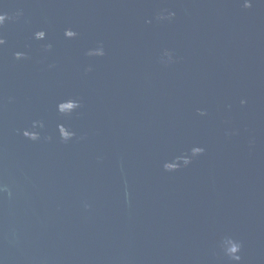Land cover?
Listing matches in <instances>:
<instances>
[{
    "label": "water",
    "instance_id": "1",
    "mask_svg": "<svg viewBox=\"0 0 264 264\" xmlns=\"http://www.w3.org/2000/svg\"><path fill=\"white\" fill-rule=\"evenodd\" d=\"M0 14V264H264V0Z\"/></svg>",
    "mask_w": 264,
    "mask_h": 264
},
{
    "label": "clouds",
    "instance_id": "2",
    "mask_svg": "<svg viewBox=\"0 0 264 264\" xmlns=\"http://www.w3.org/2000/svg\"><path fill=\"white\" fill-rule=\"evenodd\" d=\"M243 7H245V8L250 7V0H243ZM174 15H175L174 12L169 11V12H167L166 15L163 14V13H161L157 18L158 19H168V18H171ZM5 19H6V15L5 14H0V25H2L4 23ZM64 33H65V36L66 37H72V36H75L76 35V33L73 30H71V29H65ZM34 36L36 38H42L44 36V31H42V30L36 31L34 33ZM3 42H4L3 39H0V44H3ZM46 47H49L50 48L51 45H47ZM14 55H15V57L17 59H19L22 56H24V53H22V52H16V53H14ZM87 55H89V56H102V55H104V49H103L102 46H97L96 48L89 49L88 52H87ZM171 60H172L171 53L165 51L163 53L162 62L168 63V62H171ZM241 103H244V101L241 100ZM201 114H203V111H201ZM38 123L40 124V127L41 128L43 127L42 122L33 121L32 122V128L33 129H36L37 128L36 125ZM22 134H23V136L28 137L31 140H38V139H40V133L38 131H35V130L25 129V130H23V133ZM59 137H60V139L62 141H65V142L68 141V139H69L68 133H63V135H60ZM46 139H47V137H46ZM193 151H194V154L195 153H202L204 151V149L203 148H196ZM185 162L187 163V161H185ZM167 167L169 169H171L174 166L173 165H167ZM6 191H8L7 186L6 185H3V184H0V192H6ZM230 243H231V247L229 249V256H230V258L233 261H237L238 262L241 259V256L239 255L240 248H241V244H240L239 241L234 240L232 238H230Z\"/></svg>",
    "mask_w": 264,
    "mask_h": 264
}]
</instances>
